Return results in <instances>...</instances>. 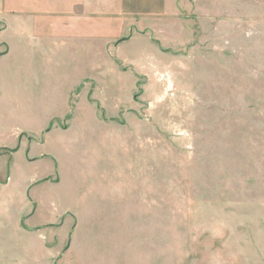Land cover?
<instances>
[{
    "label": "rangeland",
    "instance_id": "obj_1",
    "mask_svg": "<svg viewBox=\"0 0 264 264\" xmlns=\"http://www.w3.org/2000/svg\"><path fill=\"white\" fill-rule=\"evenodd\" d=\"M122 3L0 0V264H264V0Z\"/></svg>",
    "mask_w": 264,
    "mask_h": 264
},
{
    "label": "crops",
    "instance_id": "obj_2",
    "mask_svg": "<svg viewBox=\"0 0 264 264\" xmlns=\"http://www.w3.org/2000/svg\"><path fill=\"white\" fill-rule=\"evenodd\" d=\"M131 1L132 0H122V2H124V3H122V8H123V10H134V9H136V5L135 6H133L132 5V3H131ZM159 1H161V0H154V3H157V2H159ZM87 3H88V0H85V4H84V6H82V13H84L83 11H84V9L87 7ZM95 3H96V1H95ZM143 3H145L144 5H142V6H147L148 4H150V3H147V2H143ZM91 5V4H90ZM95 10H97V4H95ZM155 11H157V10H155ZM75 25V26H74ZM72 26H74V27H72ZM76 26H79V25H77L76 23L75 24H71L69 27H72V28H70V29H73V30H77V27ZM68 27V28H69ZM62 28H64V30L67 28V27H62ZM69 29V30H70Z\"/></svg>",
    "mask_w": 264,
    "mask_h": 264
}]
</instances>
